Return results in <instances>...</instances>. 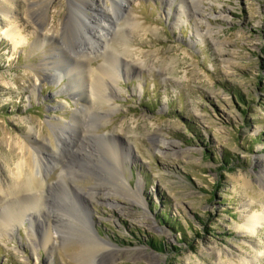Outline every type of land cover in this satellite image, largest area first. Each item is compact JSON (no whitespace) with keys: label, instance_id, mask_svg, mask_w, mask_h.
<instances>
[{"label":"rangeland","instance_id":"obj_1","mask_svg":"<svg viewBox=\"0 0 264 264\" xmlns=\"http://www.w3.org/2000/svg\"><path fill=\"white\" fill-rule=\"evenodd\" d=\"M24 144L52 164L33 190ZM262 169L264 0H0V196L40 204L0 232V264H264V223L238 227L264 206Z\"/></svg>","mask_w":264,"mask_h":264},{"label":"bare ground","instance_id":"obj_2","mask_svg":"<svg viewBox=\"0 0 264 264\" xmlns=\"http://www.w3.org/2000/svg\"><path fill=\"white\" fill-rule=\"evenodd\" d=\"M113 2H114V4H116L118 6L119 2L129 3L130 0H113ZM100 10L101 11L104 10V12L106 10V12L107 11L109 12V10L112 11V8L108 7V6H106L104 8H98V11L95 14V16L97 15L99 17V19H97V18L95 19L94 18L95 16L88 17V18H94L97 21L96 27H98L100 29L98 31V30H96V28H94V30L92 31V36L103 35L102 32L104 31V28L109 26V24H111L110 21L107 20V18L111 17L110 13L109 14L105 13L104 15H100L99 14V12H101ZM112 13H114V12H112ZM105 17H107V18L105 19ZM75 18H77V16H75ZM88 18H87V20H88ZM126 20H128V16H126ZM91 24H92V22H91ZM85 26H86V24H85ZM109 27H111V25ZM21 39L22 38H20V40ZM14 43L18 44L19 41L15 40ZM78 43H79L78 44L79 47H81V46H87L89 48L94 47V45L91 43L85 42V43L81 44L80 41ZM62 50H63V48H62ZM58 57H60V52L58 53ZM59 60L60 59L58 58V61ZM104 61L105 62L102 63L97 68H90L88 70V73L91 74L90 75L91 77L88 80L89 81V87H90L89 100L91 98V100L93 102H95V104H97V105L108 102L111 99V98L106 96V91L103 88L104 77H107L108 79H110L111 81L114 82L116 79V76H117V74H116V71H117L116 68L117 67L116 66H117V63L119 62V60H117V57L112 56L111 54H107L104 57ZM51 75H53V74H51ZM61 76H62V74L60 72V74H58V79H60ZM83 114L84 113H82L81 111H79V114H78V112H76L72 116L71 122L64 127L65 130H63V135L60 132H58L59 134L62 135L61 143L65 144L67 149L70 148L71 139L75 137V135L77 134V131L79 130L78 128H80L82 125L81 120H82ZM30 129H32V126L30 127ZM66 129H68V131ZM57 138H59L58 134H57ZM67 139L69 140V142ZM21 147H22L23 154H26L28 158L26 160L21 159L20 161L15 163V168H16L15 177L18 178L19 180H21V184L23 187L27 188L26 190H33V189L37 188V185L41 181L44 180L43 177H44V175L47 174V170L52 167V164L49 160L48 161L50 163L48 161H45L44 163L38 161L36 159L38 157L36 156V154L33 151H31V149H30V147H28V145L24 144ZM111 149H113V148L111 147ZM57 155H62V154H60V152L56 153V154L53 153L51 156H57ZM262 172H264V169H262ZM122 178H118L117 181L115 179L116 185L119 188H121L119 186V184L123 185V186H124V184L128 185V182L126 181V179L124 180ZM115 182H114V184H115ZM138 187L140 188V191H141V185L140 186L138 185ZM20 191L21 190H18V191L14 190L12 192H9V194H7V195H11V196L14 195V197H12L10 199L5 198L6 195L0 196V232H3L4 230H6L11 225L14 226L17 223L23 224L24 219H26V218L23 219L24 215L29 210L34 209L35 207L37 210V207H40V204L37 203V200H34V198L33 199L31 198L32 195L31 196L28 195V196H26L27 198H24V199L19 198V195L16 196L17 195L16 193L20 192ZM37 198H39V197H37ZM37 198H35V199H37ZM251 202H249L246 205H248L250 207ZM63 219L64 218L60 217L59 215L55 216V221L58 223ZM263 223H264V206L262 207L261 211H253L251 214H249L248 217H245V221L243 223L239 224L238 227L240 229L246 230L248 233H255L258 229V226L262 225ZM49 224H50V222L48 221V225ZM51 225H53L52 222H51ZM51 232H52V230H51ZM52 234H53V232H52ZM48 238H46V240L43 239L42 244H46V242L48 241ZM52 239H53V241H55L57 238H56V236L51 235V240ZM99 241L106 244V241H104L102 239H100ZM98 244H99V242H98ZM91 250H92V247H90V246H86L85 248H83V251L81 252L82 259H88L89 256L91 255V253H90ZM255 255H257V254H255ZM247 261L248 260L243 259V262H247Z\"/></svg>","mask_w":264,"mask_h":264},{"label":"trees","instance_id":"obj_3","mask_svg":"<svg viewBox=\"0 0 264 264\" xmlns=\"http://www.w3.org/2000/svg\"><path fill=\"white\" fill-rule=\"evenodd\" d=\"M165 218V217H164ZM153 247H156V248H158V249H162V247L161 246H157L156 244H151Z\"/></svg>","mask_w":264,"mask_h":264}]
</instances>
